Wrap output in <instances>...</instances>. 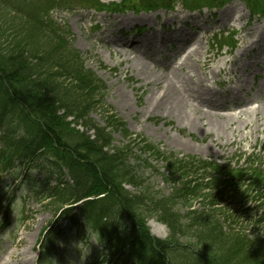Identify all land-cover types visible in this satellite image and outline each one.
<instances>
[{"label": "trees", "instance_id": "1", "mask_svg": "<svg viewBox=\"0 0 264 264\" xmlns=\"http://www.w3.org/2000/svg\"><path fill=\"white\" fill-rule=\"evenodd\" d=\"M14 27L15 25L11 23L8 26H0L2 31L0 34V48L6 49L9 55L7 57L0 53V71L13 87L17 101L25 99L24 95L28 93L31 84H35L37 88V94H30L28 98L30 110H32L35 118H30L24 111V113L22 112L23 118L18 119L17 125L14 127V132L19 128L24 130L20 137L16 138L17 140L14 143L17 144L15 151H22L25 157L27 152L30 155L34 154L44 145L47 152L54 147L55 154L59 155L61 151H58L57 146L54 144L58 143L59 146L62 145L71 150L70 153L73 154H69V156H71L70 158L74 162L72 177L75 181V186H73V189L66 191L64 198L78 200L93 194H101L108 190L109 186H112L114 188L113 192H110L112 196L109 195L87 201L84 204L87 210L95 212V214L103 210L107 217L118 221L119 218L116 219V215L123 217L126 211L140 216L141 211L153 213V210H156L157 207L163 206L165 213L161 217L170 224L175 236L176 234L186 235L187 233V235H190L194 233L197 239H201L204 234L203 230L192 229V233H189L188 228L192 227V223L188 226L184 225L187 228L182 229L179 215L176 213H168L167 209H165L166 207L162 205V203L172 202V197H165L159 200L154 198L147 199L144 196H131L125 189L121 188V180L125 179L130 182H135V177L131 174L129 166L125 163V151L123 148H116L114 153L103 150L104 144L109 142V145L112 141V138L105 130L94 124L93 127L97 130V137L95 140H90L84 134H79L64 128L63 120L56 112L63 108L66 112L75 114L78 118L86 120L93 108L92 106L95 105V99L93 98L95 80L84 69L83 63L77 55L70 60L66 59L58 62V71H53L52 68L54 66L51 64L53 54H49L46 58L47 60L44 54L39 56L41 49L36 44L39 41H37L36 37H26L23 31L19 30L18 34L14 35L10 45L6 47L4 45L5 43L1 41V38L10 28ZM11 63L15 64V70L11 69ZM16 73H18L17 77L33 74L37 78L32 82L17 83L14 81L17 77L16 79L12 77V74L15 75ZM64 76H73L75 80L68 83V81L63 79ZM0 84L5 86L1 79ZM17 110L18 103H15L11 98L1 102L0 128L5 123H8L7 125L9 126L14 125L15 119L17 118ZM3 140L6 146L9 145L4 137ZM101 140L104 141L103 144L99 143ZM187 193L188 190L183 188L178 194H174L173 198L175 199L178 196H184L186 198ZM115 195L120 196V199H116ZM195 222L197 223V220ZM209 234H212V232L210 231ZM211 243L217 246L223 253L219 255L216 251L219 249L214 250L216 255L213 253V256L218 262L226 261L227 259L225 258L233 256L232 254L235 252V249L231 250L227 242L221 237L204 246L201 245L200 250L208 254L211 253L213 248L211 247ZM143 246L149 253L148 256L151 261L157 263L159 253L154 255L150 254L149 246ZM187 246L189 247V245ZM239 247L240 249L237 253L244 249L242 245ZM160 257L165 259L163 256ZM248 257L250 256H247L241 262H244Z\"/></svg>", "mask_w": 264, "mask_h": 264}, {"label": "rangeland", "instance_id": "2", "mask_svg": "<svg viewBox=\"0 0 264 264\" xmlns=\"http://www.w3.org/2000/svg\"><path fill=\"white\" fill-rule=\"evenodd\" d=\"M233 3H231V6ZM176 5L175 10L180 8L178 4ZM75 11H78L80 13L83 12L85 14L96 13L94 10H85L81 7H79ZM159 11H157L158 13H156V15L160 14L159 17H161L160 19H162L163 12ZM243 13H247V11L243 10ZM143 14L145 13H140L137 15L140 17L143 16ZM151 15L152 14H149V17L153 18L154 16ZM54 16L61 24L69 23L71 25L72 32L74 34L73 42L83 53L86 59V65L96 70L97 74L108 85V103L114 106L115 109L120 113V115L121 113L123 114L122 117L126 119L130 130L134 133H142L149 138H152L158 142H162L164 145L163 147L169 151H180L183 153L186 152V150H184L180 146L182 141H186L191 143V146H193V148L195 146L197 147L195 151H190L192 154H196V152H199V154L206 155L208 157H217L218 155L221 156L223 155V153H225V156H228L233 154L236 150L242 148H244V151L245 149H252V146L258 143H260L264 148V132L256 130L255 128L247 127L243 129L241 133H245L246 139L242 140L241 138L242 141L240 140V142L235 146V144H230V139L232 138L231 135H224L221 140L222 142H220L216 133H205L206 130L202 127L201 129L193 131L195 137L191 139L190 132H188L190 131L189 128L181 126L180 123L175 121L174 116H168L167 113H165L164 115V112L162 111H157L152 117L145 118V107L147 106V101L152 91V85L147 84L149 82L145 79L143 72H141L140 69L135 64H133L131 60H129L128 62L124 61L126 53L122 51L123 49L120 46H117L112 41L114 40L113 32L109 31V38H107L106 40L101 38L99 42L96 41L93 45L94 39H92V36L89 35V33H95H92L89 30V27L91 25L89 17L85 19L82 27L81 23H77V16L73 12H67L64 9H59L55 12ZM114 16L115 15L113 14L112 17ZM257 18L259 17L257 16L253 19L251 23L252 25L257 23ZM209 20L212 24H214L215 20L213 18L210 17ZM258 21L264 24L263 19H258ZM135 25L144 26V24H142L141 22H137ZM135 25L131 26L134 27ZM145 26L147 30H145L146 32L144 31L145 33L143 32V34H136L134 36H136L137 38H145L153 35V33L148 30V27H151V23H146ZM155 26L158 27V24L155 23ZM99 32H97L96 34H98ZM119 37L123 40L126 39V37L123 38L120 35ZM109 40H111V42H108ZM237 50L235 51V53L237 52ZM126 55L129 56V54ZM257 55H264V51H259V54ZM251 56L254 57L255 53H252ZM101 63L107 68L104 69V67H101ZM256 68L257 67L253 65L251 67V71H254ZM245 75L248 77V83L245 86L244 92L240 93V96L242 99L247 100L248 96H252V90H254L256 85L260 83V80H254L250 72H245ZM138 79L141 82L135 85ZM253 82H256L254 86H252ZM224 89L225 88H223V90ZM222 94L224 93L222 92ZM222 94L221 97L224 96ZM93 116L97 121L100 120V116L98 113H93ZM202 121H204V119ZM118 136L119 135L117 134L116 137ZM117 143H119V141H117ZM211 143H213L214 146ZM235 147L238 148L234 149ZM150 183L152 186H155V189L167 188V185H165V183L163 184L161 178L157 175L151 174ZM128 188L129 190H133V188L130 186H128ZM6 198L7 197L4 196L2 199ZM28 207H30V209H27L25 215H31L32 218L29 220L26 226L22 225L19 231L20 237L24 238V242L22 247L17 250L18 252H25V256L27 259L30 258V251L39 239L41 231L52 219V215L42 209L35 202H31ZM16 216H18V214ZM149 226L153 228L158 233V235H167L168 233L165 226L159 225L153 220L149 221ZM11 246V243L0 245V255L4 248L12 250ZM69 257L70 253L68 257L64 258L61 261V264H68ZM25 264L35 263L28 260ZM69 264L76 263L73 261Z\"/></svg>", "mask_w": 264, "mask_h": 264}, {"label": "bare ground", "instance_id": "3", "mask_svg": "<svg viewBox=\"0 0 264 264\" xmlns=\"http://www.w3.org/2000/svg\"><path fill=\"white\" fill-rule=\"evenodd\" d=\"M235 12L239 14L238 17H235ZM187 16L189 15L177 13L170 16L169 19L172 21L178 19L179 22L185 23L184 17ZM244 16L242 9L236 5L233 9L228 7V10L224 11L217 22L227 25L231 21H242ZM139 20L146 21L148 16H142L141 18L126 16L117 20L116 26L131 24ZM193 26L195 27L193 34L186 32L185 28L187 26L181 24L179 31L168 37L155 32L156 36L147 39L148 43L143 39H138L121 44L128 53L132 54L134 64L144 73L146 79L155 86L150 98V105L155 109H166V111L176 115L178 119L192 127L199 126L198 123L205 118L208 120L207 131H216L218 136L228 133L229 130L234 132L235 129L229 126L230 123L235 121L234 117H240L242 120H240L239 125L246 126L251 123V120L247 117L256 116V129H264V100L258 108L245 105L243 109L233 115H225L220 112L225 109L230 111L241 107L237 106L232 109L229 103H218L217 100H214V97L218 96V92L211 86L209 74L220 76L229 63L224 60L222 62L224 66L212 64L213 56L208 54V50H205L201 43L205 37L203 32L205 34L209 33L211 27L205 29L199 25V22L194 23ZM240 29L245 32V36L240 38L238 57L232 59V64L237 66V70L248 67L247 63L242 62V57L247 56L249 50H252L264 40V25L262 24L254 29H248L246 25H241ZM157 39L159 41L163 39L176 41L177 46L168 60L164 57L160 58L162 61L157 59L156 55L162 52L158 42H156ZM260 48L264 50V45ZM126 59L128 58L126 57ZM178 59L179 62L177 63ZM252 62L260 66L255 75H259L262 79L258 91L260 93L259 97L264 98V62L261 63L257 59H252ZM183 70H186V72L182 73ZM221 83L224 82L221 81ZM232 84L233 82L230 80L226 87L232 95L231 104L236 105L239 99V90H243V85L238 83L233 87ZM254 101L255 98L250 99V103ZM257 115L260 116L257 117ZM12 257L17 262L19 261L17 254L12 255Z\"/></svg>", "mask_w": 264, "mask_h": 264}, {"label": "clouds", "instance_id": "4", "mask_svg": "<svg viewBox=\"0 0 264 264\" xmlns=\"http://www.w3.org/2000/svg\"><path fill=\"white\" fill-rule=\"evenodd\" d=\"M21 204H22V199L21 198H18L15 203L13 204V211H14V214H18L20 208H21Z\"/></svg>", "mask_w": 264, "mask_h": 264}]
</instances>
